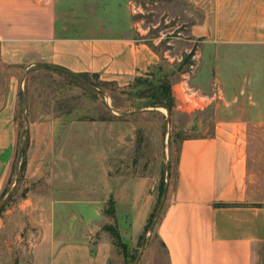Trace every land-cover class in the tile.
<instances>
[{"label":"crops","instance_id":"obj_1","mask_svg":"<svg viewBox=\"0 0 264 264\" xmlns=\"http://www.w3.org/2000/svg\"><path fill=\"white\" fill-rule=\"evenodd\" d=\"M192 1L201 12L187 30L198 40L192 63L197 75L194 88L184 81L201 94L217 82L232 103L244 92L250 69L264 63V0ZM62 7L61 0H0V59L13 71L0 89V193L17 150L16 111L26 93L21 70L47 65L127 85L151 76L161 59L137 31L108 22L99 31H85L69 22ZM240 69L248 71L244 80L237 79ZM182 91L174 92L176 99L193 94ZM26 103L27 144L18 183L23 191L0 213V264H108L112 236L103 226L114 223L121 239L135 244L155 202L153 179L121 166L119 116L97 119L89 110L60 111L54 102ZM181 105L188 102L182 99ZM251 121L230 112L216 117L210 133L179 142L155 223L167 264H264V201L254 198L248 175ZM111 200L113 215L105 211ZM16 222L15 235L5 232Z\"/></svg>","mask_w":264,"mask_h":264},{"label":"rangeland","instance_id":"obj_2","mask_svg":"<svg viewBox=\"0 0 264 264\" xmlns=\"http://www.w3.org/2000/svg\"><path fill=\"white\" fill-rule=\"evenodd\" d=\"M115 1L117 0H61L62 12L69 15V22L74 21L85 31H99L107 22L116 24L117 28L125 32L137 31L138 37L153 44L161 54L153 75L127 85L100 80L91 74L80 75L93 85L90 86L77 76L48 66L35 64L21 70L20 74L23 72L24 78L22 88L26 93L24 99L21 94L19 96L16 111L19 135L17 150L8 180L0 193V201L3 200L1 211L23 191L22 185L18 184L22 160L19 147L26 136L27 114L23 110V106L27 105L26 101L54 102L63 107L60 111L76 115L89 110L90 117L97 119L119 116V128L122 132L119 162L123 167L131 166L133 173L153 179V216L166 181L169 186L175 173L181 139L210 133L216 117L230 112H242L252 120L247 124L248 175L252 179L251 187L256 192L254 198L264 201V63L250 69L251 75L244 82V92L232 103L227 104L217 82L212 84L211 92L202 93L204 97H196L197 103L190 100L192 97L188 98V94L183 98L180 94L178 100L175 98V91L177 94L182 90L186 92L189 91V84L195 85L194 77L197 73L192 71L190 64L196 62L194 53L198 40L188 35L187 30L189 24L201 15L200 10L192 0H121L122 6L118 8L114 7ZM187 71L190 74L187 78L188 85L184 81ZM244 72L248 73L243 69L238 70V80H244ZM9 73L13 71L8 72L7 65L0 59V89L5 85ZM15 73L17 75L19 71L16 70ZM199 82H203L201 76ZM214 92H217L216 95H213ZM196 93L197 96L202 95L201 92ZM209 95H212V99ZM182 99L188 105L177 106ZM168 103L172 105L170 110L166 106ZM111 130L113 131V126ZM115 131H118L117 125ZM106 207L111 209L113 203L109 201ZM17 222L6 228L5 232H14L15 235L19 231ZM144 235L145 246L135 263ZM108 264H167L166 252L158 240L155 225L151 230L147 228L135 244H127L125 249L112 239Z\"/></svg>","mask_w":264,"mask_h":264},{"label":"trees","instance_id":"obj_3","mask_svg":"<svg viewBox=\"0 0 264 264\" xmlns=\"http://www.w3.org/2000/svg\"><path fill=\"white\" fill-rule=\"evenodd\" d=\"M46 66H47V65H46ZM61 71L73 75V74H72L71 72H69V71H66V70H61ZM153 73H154V71H152V74H151V75H153ZM81 75H84V73L81 74ZM73 76H75V75H73ZM144 78H148V77H137V78H135V80H138V79H144ZM166 106H167V108H168L169 110H170V108L172 107V105H171L170 103H168ZM26 144H27V140H26V136H25V140L23 141V148H22L21 151H20V152H21L20 154H21V156H22V157H21L22 160H21V162H20L19 168H20L21 171H22V169H23V167H24V163H25L24 153H25V146H26ZM111 202H112V200H111ZM222 204H224V205H229V204H233V203L226 202V203H222ZM0 211H1V209H0ZM105 211H106L107 213L109 212V214H112V215H113V207H112L111 209L106 208ZM152 216H153V211L150 212V214H149V216H148V218H147V222H146V224H145L144 232H145V230L149 227V225H150V223H151V221H152ZM103 227H104L105 229H107V230L110 232L113 241H114L116 244L120 245L123 249H125V247L127 246V244L121 239L120 234H119V232H118L116 226H114V225H110V224H105ZM140 237H142V234L140 235Z\"/></svg>","mask_w":264,"mask_h":264},{"label":"water","instance_id":"obj_4","mask_svg":"<svg viewBox=\"0 0 264 264\" xmlns=\"http://www.w3.org/2000/svg\"><path fill=\"white\" fill-rule=\"evenodd\" d=\"M72 74L75 75V76H77V77L80 78L81 80H83V81H84L85 83H87L88 85L93 86L91 83L87 82V81H86L83 77H81L80 75L75 74V73H72ZM22 148H23V144H20L19 151H21ZM19 153H20V152H19ZM166 174H167V176H168V171H167ZM17 178H18V177H16V180H17ZM167 188H168V181H166V183H165V185H164V187H163V189H162V192H161V197H160V199H159V201H158V203H157V205H156V207H155L153 219H152V221H151V223H150V225H149V227H148V229H150V230L154 227V225H155V223H156V218H157V216L159 215V212H160L161 207H162V205H163V202H164V199H165V196H166V193H167ZM2 203H3V200L0 201V206H1ZM145 242H146V236L144 235L143 238H142L141 244H140V250H139V252H138V254H137V256H136V258H135V260H134L135 263L137 262V260H138V258H139V256H140V254H141V252H142V250H143V248H144V246H145Z\"/></svg>","mask_w":264,"mask_h":264},{"label":"built area","instance_id":"obj_5","mask_svg":"<svg viewBox=\"0 0 264 264\" xmlns=\"http://www.w3.org/2000/svg\"><path fill=\"white\" fill-rule=\"evenodd\" d=\"M190 67L193 68V65L190 64ZM189 75H190V74H189L188 71H187V72L185 73V75H184V77L186 78L187 81H188L187 78L189 77ZM188 88H189V89H188V90H189L188 93H189V94H190V93H193L191 97L194 98L193 100L197 101V100H196V97H197L198 93L195 92V89H192L191 87H188Z\"/></svg>","mask_w":264,"mask_h":264}]
</instances>
